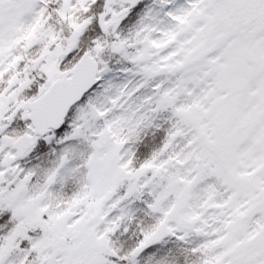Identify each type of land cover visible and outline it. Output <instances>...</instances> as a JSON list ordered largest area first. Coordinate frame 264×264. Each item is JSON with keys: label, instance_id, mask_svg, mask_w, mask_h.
<instances>
[{"label": "snow or ice", "instance_id": "snow-or-ice-1", "mask_svg": "<svg viewBox=\"0 0 264 264\" xmlns=\"http://www.w3.org/2000/svg\"><path fill=\"white\" fill-rule=\"evenodd\" d=\"M0 264H264V0H0Z\"/></svg>", "mask_w": 264, "mask_h": 264}]
</instances>
